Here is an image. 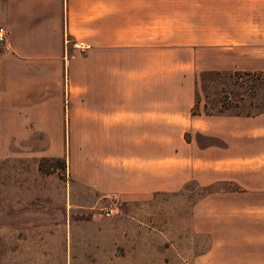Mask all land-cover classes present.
<instances>
[{"label":"crops","instance_id":"0c3cea01","mask_svg":"<svg viewBox=\"0 0 264 264\" xmlns=\"http://www.w3.org/2000/svg\"><path fill=\"white\" fill-rule=\"evenodd\" d=\"M166 3L0 0V112L30 114V130H62L61 115L72 180L121 211L77 240L84 264H165L162 245L148 255L162 238L118 205L190 179L232 186L191 202L190 230L206 243L177 264H264V110L191 113L196 68L264 71V0H233L201 46L189 19L178 24L179 0Z\"/></svg>","mask_w":264,"mask_h":264},{"label":"rangeland","instance_id":"374dc122","mask_svg":"<svg viewBox=\"0 0 264 264\" xmlns=\"http://www.w3.org/2000/svg\"><path fill=\"white\" fill-rule=\"evenodd\" d=\"M179 2L178 24L182 18L189 19L193 42L200 46L214 36L220 11L233 4V0ZM167 10L169 7L164 11ZM64 42L68 47V36ZM66 51L68 54V48ZM201 51L196 52L197 57ZM233 71L236 74L241 70L196 68L192 108L202 109L206 104V109L221 108L240 115L264 109V79L255 82L258 85L254 89L252 78L241 74L235 82ZM65 90H69L68 76L65 80L63 77ZM241 94L243 98L237 99ZM21 95L19 90L11 91L16 103ZM220 100L232 104L224 107ZM59 125L62 130H30V114L0 112V264H84L79 255L82 241L80 246L77 240L95 235L97 221L111 217L104 216L101 210L113 207V198L101 197L90 187L72 180L67 167L69 145L61 115ZM230 186L213 183L203 187L190 179L179 191L156 193L141 207L127 210L118 206L124 213L140 215L145 220L147 233L162 238L161 243H151L155 248H149L148 255L159 252L162 245L164 263L177 264L182 261L181 255L196 252L206 243L203 235L190 230L191 202L210 189ZM116 212L121 211L115 209L112 215Z\"/></svg>","mask_w":264,"mask_h":264},{"label":"trees","instance_id":"16d2710c","mask_svg":"<svg viewBox=\"0 0 264 264\" xmlns=\"http://www.w3.org/2000/svg\"><path fill=\"white\" fill-rule=\"evenodd\" d=\"M214 72L219 73V70H214ZM236 72H237L236 74H235V71L232 72L235 74V76H234L235 82L237 81V78H239L241 76V74H245L254 80L253 81V88L254 89L258 85V83H256V85H255V82H260L262 79H264V71H236ZM254 89H253V91H254ZM242 98H243V94H241L237 99H242ZM220 104L222 106L226 107L228 105H231L232 102L227 101V100L226 101L220 100ZM262 110H264V109H262ZM262 110H259L257 112H260ZM198 112H199L198 109L191 108V113H198ZM202 112L205 114H236V115L239 114V113H227V112H224L221 108H215L214 110L213 109H206V104H203ZM245 115H249V114H245Z\"/></svg>","mask_w":264,"mask_h":264},{"label":"built area","instance_id":"2783aa9c","mask_svg":"<svg viewBox=\"0 0 264 264\" xmlns=\"http://www.w3.org/2000/svg\"><path fill=\"white\" fill-rule=\"evenodd\" d=\"M5 39V29L2 25H0V43H3ZM66 76L64 75V80H65ZM115 209L112 206L109 207H103V209L101 210V213L104 216H110L112 214H114Z\"/></svg>","mask_w":264,"mask_h":264}]
</instances>
